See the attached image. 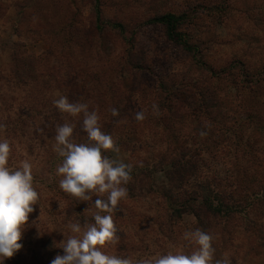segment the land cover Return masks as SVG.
<instances>
[{"label": "rangeland", "instance_id": "1", "mask_svg": "<svg viewBox=\"0 0 264 264\" xmlns=\"http://www.w3.org/2000/svg\"><path fill=\"white\" fill-rule=\"evenodd\" d=\"M165 12L185 13L180 30L193 51L145 22ZM57 92L95 110L119 147L103 154L133 165L128 195L112 213L119 242L103 251L134 260L190 253L182 235L199 228L214 237V260L227 254L231 264H264V0H0V140L9 141V167L32 164L40 196L23 247L4 264H43L55 250L53 260L73 235L69 222L94 223L98 197L79 201L59 187L56 128L41 130L45 119L82 125V113L71 117L53 105ZM139 111L143 121L134 118ZM182 166L192 169L185 174ZM243 167L249 187L263 189L249 219L261 231L243 232L246 220L227 225L204 207L198 222L196 207L181 206L200 192L202 178ZM226 225L239 230L229 237Z\"/></svg>", "mask_w": 264, "mask_h": 264}, {"label": "clouds", "instance_id": "2", "mask_svg": "<svg viewBox=\"0 0 264 264\" xmlns=\"http://www.w3.org/2000/svg\"><path fill=\"white\" fill-rule=\"evenodd\" d=\"M56 96L59 98L52 103L62 114L71 117L83 114L82 131L87 134L88 140L87 143L75 142V123L66 121L57 125L53 150L62 158L55 170V175L62 177L59 187L79 201L92 202L93 196L98 199L91 203L97 209L93 214L94 223L85 222L82 226L79 221L69 222L67 227L73 235L59 243L64 254H57L51 264H231L227 254L214 260V237L199 228L187 230L182 235V239L193 246L190 253L181 248L134 260L103 251L119 242L112 213L120 200L128 195L124 185L132 179L133 165L103 154L107 151L119 152V147L110 134L101 131L100 117L95 110L89 111L87 103L70 102L59 92ZM152 107L154 114L158 115V105L153 104ZM110 111L113 116L119 115L114 107ZM134 118L143 121L146 119L145 112H136ZM3 127L0 125V129ZM10 151L9 141L0 140V264L23 247L19 241L29 214L35 211L33 206L40 199L33 186L32 164L24 160L16 169L9 167Z\"/></svg>", "mask_w": 264, "mask_h": 264}, {"label": "trees", "instance_id": "3", "mask_svg": "<svg viewBox=\"0 0 264 264\" xmlns=\"http://www.w3.org/2000/svg\"><path fill=\"white\" fill-rule=\"evenodd\" d=\"M186 15L185 13H176V12H165L161 14H155L154 16H151L147 20H145L148 24H161L165 27L166 36L168 39H170L173 42L179 43L183 45L188 50H194L195 45L190 43L187 39L184 38V35L182 34L180 27L185 22ZM144 22V23H145ZM121 25L122 24H113V26ZM34 62V61H33ZM42 62V60H40ZM38 65V64H37ZM35 65L36 67H38ZM34 67V65H33ZM54 70H52L53 72ZM15 75H20V69L19 67H15ZM48 75L53 76V74L48 72ZM68 79L69 76H66ZM17 80V78L15 77ZM34 126L33 128V134L37 136L39 135L40 126L38 125L36 127V123L32 122ZM105 124V123H104ZM51 128H56V124H52L48 119H45L44 123L41 125V130H46ZM32 134V135H33ZM86 133L82 131V125L81 127H78L74 130V140L77 143H87ZM182 160L186 159V156L184 155ZM185 163V162H184ZM188 163V162H186ZM196 164V162H195ZM192 168H194V165H190ZM198 167V165H197ZM184 169L185 174H188L187 172L189 169L192 168H186L185 166H182ZM131 176H135L134 172H131ZM248 176V169L246 167H243V169L235 170L234 172L231 171L230 174H227L225 177L222 174H215L210 175L208 178H202L204 182L202 186L200 185V192L195 191V194L192 196H188L185 200H183L182 207L185 208V205H192L191 207L196 208H190L191 211L194 212L198 222H201V208H205L207 213H214L221 215L227 221L225 222L227 225L237 218H242L246 220L247 226L243 227L241 230L246 232L248 229H255L257 231L262 230V226L259 224H256L255 221H250V209L254 207L257 203H259V200L263 195H261V192H263L262 188H250L248 184V180H246ZM33 178L34 175H33ZM220 188V189H219ZM235 192L238 194L237 199L238 202H227L228 198L232 199L233 195H235ZM220 196H224V199H221ZM220 198V199H219ZM216 200V202H215ZM193 203V204H192ZM196 209V210H195ZM224 209V210H223ZM179 211V210H178ZM232 218V219H231ZM260 219V218H258ZM80 221V220H79ZM226 225V234L231 237L233 232H238V226H227ZM255 248H259V245H256ZM53 253H49L47 255V259L43 260V264H51V260L53 257V254L55 250H51ZM36 264H42L37 261Z\"/></svg>", "mask_w": 264, "mask_h": 264}]
</instances>
